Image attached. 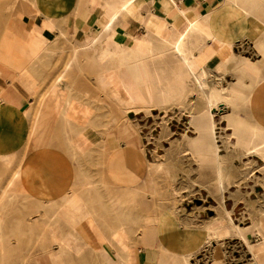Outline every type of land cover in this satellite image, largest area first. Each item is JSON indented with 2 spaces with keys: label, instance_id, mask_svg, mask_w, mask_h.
Instances as JSON below:
<instances>
[{
  "label": "crops",
  "instance_id": "obj_1",
  "mask_svg": "<svg viewBox=\"0 0 264 264\" xmlns=\"http://www.w3.org/2000/svg\"><path fill=\"white\" fill-rule=\"evenodd\" d=\"M125 3H128L129 11L123 10L122 5ZM183 8L186 10L187 19L200 26V33L195 35L200 45L193 55L196 56L197 72L204 71L208 79H214L222 72L224 77L231 78L233 84H236L238 75L234 73V68L238 57L234 48L244 44L255 51L256 59L244 56L250 64H244L248 70L240 76L239 81H242L240 91L248 98L233 115L237 117L235 119L241 122L248 120L247 123L264 131V48L260 52L253 39L249 37L251 27H260L262 32L257 35L255 41L264 42V0L18 1L12 7L16 11L15 15L0 25L1 202L7 201L10 195L17 196L18 200L22 198L25 200V196H31L34 203L46 205L65 202L74 196L71 189L73 186L83 185L86 187L85 196L90 194L92 199L98 201L101 198L104 201L102 186L105 183L119 194L122 190L134 189L145 182L149 157L132 133L122 134L120 141L118 139L113 141V136L107 134L108 153L103 162L97 161L96 168H93L95 163L90 165L89 154L96 148L98 150L103 140L102 131L100 129L97 131L99 127L95 128L96 130L90 128L88 124L82 127L77 124H66L62 119V113L73 103L77 109L79 107L91 109L88 121L97 118L101 124L103 116L100 115V104L103 103L104 95L97 92V99L94 100L87 94L96 90L94 76L88 79V67H92L96 73L98 68L104 65L110 54L107 47L110 41L121 42L125 47L138 42L154 40L162 42L166 26L176 25L179 30H183L188 23L180 12ZM107 26L111 29L106 32ZM221 51L226 52L228 59L232 58L227 60L223 69L217 67L221 63L219 62ZM119 52V49L114 50L112 71L120 68L117 65ZM63 68L66 80L60 79L57 84L63 100L59 103L61 105L59 114L53 112L50 102L48 107L45 103L47 112L42 111L36 120L37 115L34 113L36 95L46 91L47 99L48 92L57 82V74L62 72ZM218 69H221V72H218ZM211 81L208 80L209 83ZM99 97L102 98L101 102ZM225 111L229 115L232 113L229 109ZM75 117L76 123H80L78 115ZM223 120L227 122L226 118ZM36 121L44 124V126L42 124L44 130L37 129L36 149L33 151L34 154H28ZM83 136L84 143L81 140ZM243 154L244 148L240 146L232 149L228 157L236 176L235 181L242 179V175H246V170L258 172L254 179H261L260 176H263L264 172L258 171L257 167L263 165L264 161L259 156L247 158ZM74 156L78 158L77 162L71 159ZM240 159H247L245 167L241 166L243 161ZM237 161L240 162L237 164ZM23 171H31L26 180L22 175ZM14 178L18 189L11 190L9 186ZM250 178L251 176L248 179L244 176V185L246 180H251ZM247 182L244 191L236 188L230 190L235 186L231 185L224 193V199L233 210L241 206L249 214L252 218L251 223L255 224L250 225L253 229L251 232L256 230L262 238L264 191H259L258 188L262 186L254 183V180H251L253 185ZM94 186L97 188H93ZM80 199L85 202L86 198L83 199L82 196ZM52 213L50 215L47 211L45 217L51 223L49 234H54L56 242L54 245L50 243L55 251L54 256L62 258L61 251L69 256L63 257L62 262H55L49 257L47 261L42 259L38 264H166L168 260H173V264H181L180 256L191 255L190 262L192 257L197 256L207 245L206 229L203 227L178 236L172 242V248H169L167 215H161V225L156 227V235L153 236L154 228L151 226L139 232L135 227L122 226L120 211L103 205L93 210L87 209L75 225L72 221L67 224V219L73 217L70 213L66 211ZM6 218L2 220V227L9 226L8 215ZM121 228L127 235L124 253L118 243L119 238L112 237L116 232L119 234ZM229 233L230 230L225 225L217 236L227 238ZM211 240L210 242H215L214 238ZM257 241L259 244L262 243L261 240ZM76 247L80 249L79 254L74 252ZM169 251L171 256L168 254ZM121 253L124 254L123 257Z\"/></svg>",
  "mask_w": 264,
  "mask_h": 264
},
{
  "label": "rangeland",
  "instance_id": "obj_2",
  "mask_svg": "<svg viewBox=\"0 0 264 264\" xmlns=\"http://www.w3.org/2000/svg\"><path fill=\"white\" fill-rule=\"evenodd\" d=\"M18 1L24 0H0V25L7 21L8 18L15 15L16 11L15 9H12V7L16 5V2ZM234 51L238 56H245L252 60L256 59L255 51H251V49L247 47L244 49V44L234 48ZM63 71L64 68L62 69V72L57 74V82H55L56 84L48 92L47 99L46 91H41L36 95V103L34 107V113L37 115L36 120L39 119L42 111V113L47 112L48 109L46 108L45 103L48 107L50 102L53 112L59 114L57 110L61 107L59 103L63 100L62 92L57 84L60 82V79H62L61 81L66 80ZM217 71L221 72L219 69ZM93 76L95 80L96 73H94L92 67H88V79L90 80ZM239 78L238 75L236 84H233V80L229 77H224V74L221 72L216 75L214 80L217 79V82L224 88H228L232 85L240 90L241 82L239 81ZM238 81L240 82L239 84ZM96 91L97 84L94 92ZM102 93L104 95L103 103L101 102L102 98L99 97V101L101 102L100 115L103 116L101 124L94 120L88 121L91 109L87 107H79L77 109L73 106V103L69 104L66 111L62 113L63 121L66 124H77L81 127L86 126L87 124L88 126L93 124H96V126H102L98 129L103 133V140L99 144L98 150H96V148L94 152L89 154L88 160L90 165H92L91 163H95L93 168H96L97 161H99V163L103 162L108 153L106 135L111 134V136H113V141L114 139L120 141L122 139L121 135L125 133L123 127L127 128L128 131H126V133H132L139 140L142 150H146L148 154V172L144 180L145 182L140 186L131 190H122L119 194L114 192L108 187L107 183H105L104 186H102L104 201L101 198H99L98 201L94 200L90 194H86L85 196L84 191H86V187L84 185L73 186L71 189L74 196L78 198H82L83 196V199L86 198L88 200L85 199V202L82 201L80 203L81 207L78 212H68L73 217L70 220L67 219V224H70V221H72V224L75 225L87 209L93 210L103 205L106 208H115V210L120 211V221L122 226L127 228L129 226L135 227L138 232L142 231L147 226H151L154 228L152 234L155 236L156 227L161 225V215H167L169 248H172L171 244L178 236H183L184 234L203 227L206 228L207 226H212L215 220L221 219L220 194L215 190V186L211 187V185H209V183L213 184L211 181L214 180L213 172L209 171L207 166L198 167L197 163L192 162L190 157L191 152L188 151L187 146L185 145L184 147L182 146V143L177 142L183 135L189 138L196 137L197 135L195 126L189 121L190 116L196 112L198 102L197 94H192L191 97L183 100L181 105L171 106L166 110L155 109L152 111L150 110L149 113L128 112L126 114L120 110V116H116L112 108L104 103V101H108L111 106L114 107V102L117 99L110 96V94H112V89L110 87L106 88ZM219 110H217L213 117L215 128L213 130V138L215 146L217 147V153L220 155H226L228 151L233 149L235 139L227 137L231 134L232 130L228 127V120L225 122L223 120L224 118L221 117L220 112L222 111ZM76 115H78L77 118L78 120L80 119V123H76ZM83 119H87V121H84ZM244 123L247 124V122ZM42 124L43 123L36 121V126L33 128V136L30 138L31 145L29 146L30 150L28 154H34L33 151L36 149L35 134L38 130H44V124L43 126ZM121 126L122 128H120ZM81 140H83V143L85 142L84 137H82ZM113 145H115V143H113ZM77 146H79V144H77ZM180 146L181 148H178ZM71 159L74 162L78 161V158L75 156L71 157ZM158 161L165 164L162 169L154 168V164ZM242 161L241 166L244 165L245 167L246 165L244 163L247 162V159H243ZM239 162L240 161H237V164ZM245 172L246 175L243 174L242 179L237 182L234 181V183L231 184L235 186L230 190L236 188L237 190L242 189V191H244V187L247 185L246 182L248 181L247 183L253 185L251 180H254V183H259V185L262 186V188L258 189H260V192H263L264 175H258L262 177L261 179H254V177H257L256 173L258 174V172H254L253 170H246ZM232 173L235 176L233 170ZM244 176L246 179L251 176V180H246L245 185ZM15 178L13 182L10 183L9 187L11 190L15 188L18 189ZM90 180L91 176L89 177V181ZM233 180H235V177ZM231 185H229L228 188ZM90 188L91 187L89 186L88 189ZM93 188L97 187L94 186ZM228 188L222 195V207L230 213L229 216L233 224L246 228L245 234L247 241L254 245L259 244V241L257 240L261 239L255 236V232L251 233L250 231V225H252L253 222L251 223L252 218L249 214L245 212L241 206H238L233 210L230 204L225 201L224 193L228 191ZM71 189L69 190L71 191ZM8 197L9 199L7 201H0V220L2 217L3 220L7 219V215L9 219V226L7 227H1L2 220L0 221V229L3 228V231L0 230V247H2L0 253H2V251L4 253V258L2 257V254H0V264H38L42 262V259L47 261V258L49 257H51L53 261L55 260V262H62L63 257L69 256L68 254H65L66 252L61 251L63 257L55 258V251L50 243L52 242V245H54L56 242L54 240V234H49V224L51 223L49 219L45 217L47 211H49L50 215H52V212L54 211L57 213L59 210L63 212L66 211L63 206L64 202H58L56 204L48 203V205H46L43 203H34L31 200V196H25V200H22V197H20L22 199L18 200V197L14 195ZM2 205H5V207ZM121 233L124 235L122 228L119 233L120 235L116 233V235L113 234L112 237L115 239L119 237L122 238L123 236L121 237ZM120 238L118 243L120 248H122L121 251L125 252V247H127V235L125 234L121 240ZM217 238H214L215 242H210L205 245L204 249L197 256L194 255L190 260V264H255L252 261V256L248 252L246 244H244L242 239L232 234L231 230L227 238ZM74 252L79 254L80 249L76 247ZM162 254L164 257H167L166 254ZM168 254L171 256V251H169ZM122 255L124 256V254ZM77 256L79 257V255ZM37 258L41 259L36 262ZM166 264H173V260H168Z\"/></svg>",
  "mask_w": 264,
  "mask_h": 264
},
{
  "label": "bare ground",
  "instance_id": "obj_3",
  "mask_svg": "<svg viewBox=\"0 0 264 264\" xmlns=\"http://www.w3.org/2000/svg\"><path fill=\"white\" fill-rule=\"evenodd\" d=\"M128 6H129L128 3L122 5L123 10L129 11L127 9ZM180 12L183 16L186 15V10L184 8ZM185 20H187L188 23L185 25L183 30H179L176 27V25L166 26L165 27L166 33L162 37L163 39L162 42H155V40L154 42H138V43H134V45L125 47L122 45L121 42L110 41L107 46L110 49L109 57L106 58L104 65L99 67L96 72L95 81L97 84V91L87 94H89L90 97H92V99L96 100L97 92L102 93L104 89L110 87L112 89V94H110V96L115 97L117 100L114 102L115 103L114 107H112L108 101H104V103L105 105L112 108L116 116H120L121 114L120 110L124 114L128 112L149 113L151 109L166 110L171 106L181 105L183 100L188 99L189 97H191L192 94H197L198 97L197 96L196 97L198 102H197L196 112L193 115H191L189 118L190 123L195 126V131L197 132V135L195 134L196 137H192V138L183 135L181 139L176 141L182 143V146L184 147L185 145L187 146L188 151L191 152V156L190 155L189 156L191 157L192 162L197 163L198 167L207 166L209 171L213 172L214 180H211L213 184L209 183V185H211V187L215 186L214 187L215 190L220 194V211L222 213V217L221 219L215 220L212 226H207L205 228L206 244L210 243L211 238H217L218 235L217 233L220 230L224 229L225 225H227L228 228L231 230V233L242 239L244 244H246L248 252L252 256V261L255 264H264V249H263L264 237L261 238L255 230V236L260 237L262 243L257 245L249 243L247 241L245 234L246 228L233 224L229 216L230 213L222 207L223 192L228 188L229 185L234 183L235 180H233V178L236 176L233 175L232 167L228 160L230 151H228L226 155H220L217 153V149H216L217 147L215 146L214 138H213L214 135L213 130L215 129L213 117L214 114L217 112V110L220 109L222 111L220 113L221 117L226 118L228 120V127L232 129L231 134L228 135L227 137L235 139V142L233 144V149H235V147L239 148L240 146H243L244 157H250L254 155V156H259L264 161V131L258 129L257 127L251 125L250 123L245 124L244 122L235 119L236 116L233 115V111L234 110L236 111L239 108V106L242 105V103L244 104L246 102L248 97H246L245 94L243 95L240 90H238L237 88H235V86L232 85L229 86L228 88H224L220 83L217 82V79L216 80L211 79L212 81L211 83H209L207 80L208 79L207 74L204 73V71L201 72L199 71L200 73L197 72V67L195 62L196 56L194 57L193 52L196 51L200 45L199 39L195 37L196 34L200 33V26L187 19V16H185ZM110 29L111 28L107 26L106 32ZM261 32H262V28L254 26L251 27V33L249 36L251 39H253L255 46L258 47L260 52L264 48V42L257 43L255 39L257 35ZM118 49L120 50L119 52L120 56L117 59L118 64L117 63L116 64L119 65L120 68H116L114 70L116 72L114 73V71H112L113 54H114V50H118ZM220 53H221L220 55L221 61L219 62L221 63L217 67L224 68V65L227 62V60H231L232 58L228 59L226 52L221 51ZM237 57H238L237 63L236 65L234 64L235 65L234 73H236L240 77L244 75L245 70H248L246 69V67H244V64L245 63L250 64V63L242 56L237 55ZM239 83L240 82L238 81V84ZM65 98H67V96ZM60 109L61 107H59L57 111H59ZM226 109L231 110L232 113L230 115L229 113L226 114L225 113ZM96 119L97 118H95L94 121H97ZM83 120L87 121V119H83ZM89 127L95 129L100 126H96V124H93L90 125ZM120 128H122V126ZM123 129L126 134V131H128L127 128L123 127ZM98 130L99 129L97 128V131ZM83 137L85 139V136ZM178 148H181V146ZM164 165H165L164 163L158 161L154 164V168L162 169ZM257 168L260 172H264V163L263 165ZM30 172L31 171H26L25 173L23 172L22 175L25 176L24 177L25 180L30 175ZM81 202L82 200H80V198L76 196H72L63 203V206L67 212H70L71 210H73V212H78L81 207L80 204ZM2 206L5 207V205ZM2 218L1 220H3ZM252 224H254V222ZM252 230L253 229L251 226L250 231ZM124 235L121 233V237L122 236L124 237ZM123 237L122 238L119 237L120 240L123 239ZM0 239H1V235H0ZM1 249L2 247H0V250ZM0 254H2V257L4 258L3 251ZM190 258L191 255H183L180 256L179 261L181 262V264H190L189 262ZM39 259L41 258H37L36 262Z\"/></svg>",
  "mask_w": 264,
  "mask_h": 264
},
{
  "label": "built area",
  "instance_id": "obj_4",
  "mask_svg": "<svg viewBox=\"0 0 264 264\" xmlns=\"http://www.w3.org/2000/svg\"><path fill=\"white\" fill-rule=\"evenodd\" d=\"M245 48H246V46H244V49H245ZM247 48H250V49H251V51L253 50V49H252V47H248V46H247Z\"/></svg>",
  "mask_w": 264,
  "mask_h": 264
}]
</instances>
